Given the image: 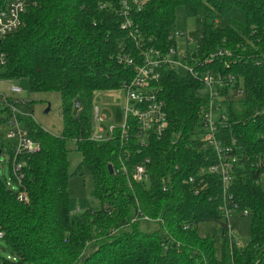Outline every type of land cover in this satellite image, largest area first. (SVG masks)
<instances>
[{
  "label": "trees",
  "instance_id": "obj_1",
  "mask_svg": "<svg viewBox=\"0 0 264 264\" xmlns=\"http://www.w3.org/2000/svg\"><path fill=\"white\" fill-rule=\"evenodd\" d=\"M7 2L0 0V11ZM26 2L20 28L0 39V80L24 79L31 93H57L63 128L55 136L32 118L22 119L39 151L20 158L27 202H18L0 178V242L9 253L0 250V264H264V169L254 168L264 155V0H148L141 11L130 12L132 26L125 29L119 0ZM178 8L197 19L193 67L234 75L233 89L243 93L227 103L229 124L217 133L239 159L231 194L249 213L250 238L243 248L229 249L222 238L217 249L213 237L197 230L200 223L220 221L219 183L206 173L217 157L197 139L207 105L197 93L198 79L162 75L160 98L169 123L162 139L140 147L134 129L124 141L118 130L105 142L90 139L95 95L120 90L132 79L131 68L117 62L122 49L137 54L131 33L168 48ZM234 9L244 21L222 26ZM219 49L231 56L202 64ZM11 118L8 109L0 110V130ZM69 142L80 157L74 172ZM0 147L9 158L10 148L2 142ZM146 158L148 185L127 179L122 167L131 171ZM8 168L10 175L9 162ZM82 169L91 177L97 206L71 213L69 181ZM190 176L193 187L207 184L198 195L186 183ZM169 178L164 191L162 180ZM138 214L160 220V229L141 231L140 222H131Z\"/></svg>",
  "mask_w": 264,
  "mask_h": 264
},
{
  "label": "built area",
  "instance_id": "obj_2",
  "mask_svg": "<svg viewBox=\"0 0 264 264\" xmlns=\"http://www.w3.org/2000/svg\"><path fill=\"white\" fill-rule=\"evenodd\" d=\"M121 6V16L125 21L122 29L132 26L130 12H139L148 3V0H119ZM27 7L26 0H8L4 9L0 11V39L4 36L18 30L21 26V16ZM181 36L175 32L168 38L172 43L166 49L155 48L151 45V39L136 38V33H131L130 38L134 43L137 51L136 56L127 49H122L117 56V62L124 67L131 68L133 72L132 79L123 83L120 90L124 91V121L120 126L110 125L105 130L102 124L106 121V116L96 107L93 108L92 121L93 131L90 139L94 142H105L113 138L115 131L118 130L121 141L128 139L131 129L135 131V139L140 147H146L149 139H162L168 129L169 123L164 104L160 98L161 85L160 80L165 72L184 71L187 76L198 79L200 89L198 95L207 101L206 108L201 117L200 134L197 136L199 142L205 147L211 148L216 154V163L211 165L206 173L216 176L220 187V202L217 204V213L220 222L223 223V239L227 241L229 249L233 247L243 248L235 237L232 221L236 219L248 218L249 213L241 210L234 203L231 189L234 180V168L237 165L238 158L235 155V149L224 144L217 139L219 127H225L229 124L226 113V105L232 99L242 97L243 93L239 88L233 89L235 77L232 74H220L210 71L199 72L193 67V51L196 46V38L188 37V45L193 44L192 51L180 52L176 46L175 37ZM231 56L225 49H219L214 54L206 58L202 64H210L214 58H225ZM190 61V63H189ZM5 63V56L0 55V65ZM14 94L20 93L21 90L15 86L11 87ZM18 101H12L4 95H0V110L8 109L11 112V120L2 126L0 130V145L9 147L12 154L8 158L10 164V180H6V187L16 194V199L20 203L28 200L27 191L24 185V162L20 158L25 155H31L39 151V144L34 142L23 127V118H31L30 115H22L17 111ZM22 103V102H20ZM25 103V102H24ZM214 114L218 117L213 118ZM173 144V141H172ZM1 155L3 154L2 149ZM1 157V156H0ZM22 157V158H23ZM149 159H144L140 164L135 166L131 171L122 167L126 173L127 179L134 183L146 184L150 180V174L147 169ZM264 169V155L256 157L254 168ZM264 178V171L261 172ZM163 190H168V184H171L170 178L163 179ZM191 186L194 195H198L207 184L202 181L193 187V177H188L186 182ZM77 212V211H76ZM156 222L158 219H151L142 214H138L131 220L135 222ZM0 233V238H2ZM10 260V258H9ZM14 261V259H13Z\"/></svg>",
  "mask_w": 264,
  "mask_h": 264
},
{
  "label": "rangeland",
  "instance_id": "obj_3",
  "mask_svg": "<svg viewBox=\"0 0 264 264\" xmlns=\"http://www.w3.org/2000/svg\"><path fill=\"white\" fill-rule=\"evenodd\" d=\"M234 19L239 22L244 21V15L237 9L230 12L229 16L221 21L222 26H227L230 20ZM195 18H187L182 8H178L175 12V29L176 32L181 34L177 36L176 46L180 52L192 51L194 45H188L186 38L192 37L194 29L198 26ZM181 76L187 74L181 69L178 70ZM15 86L21 90L20 93L14 94L11 87ZM0 95H4L12 101H18L17 111L22 115H30L32 120L39 125L43 130L52 135L59 136L62 133V119L60 113V98L57 93H31L27 80L17 81H1L0 80ZM20 102H26L22 105ZM98 107L106 116V121L102 127L106 130L108 126H120L124 121V91L117 90L111 91L107 94H96L94 99L93 108ZM218 117L214 114L213 118ZM71 171L74 172L75 168L80 162V157L74 152V142L68 143ZM0 178L3 180H10L8 157L1 155L0 157ZM70 197V210L71 213L79 211L82 212L90 207L97 206V203L91 198V177L84 169L75 177L71 178L68 186ZM235 237L241 246H245L250 238V220L248 218L236 219L232 221ZM139 229L146 233L155 232L160 229L159 223L156 222H143L140 221ZM198 233L201 236H211L215 239L217 248L221 247V239L223 238V223L216 222H203L197 227ZM5 244L0 242V250L2 255H9L5 249Z\"/></svg>",
  "mask_w": 264,
  "mask_h": 264
},
{
  "label": "water",
  "instance_id": "obj_4",
  "mask_svg": "<svg viewBox=\"0 0 264 264\" xmlns=\"http://www.w3.org/2000/svg\"><path fill=\"white\" fill-rule=\"evenodd\" d=\"M0 156H1V150H0ZM109 173L112 174V167L108 166Z\"/></svg>",
  "mask_w": 264,
  "mask_h": 264
},
{
  "label": "crops",
  "instance_id": "obj_5",
  "mask_svg": "<svg viewBox=\"0 0 264 264\" xmlns=\"http://www.w3.org/2000/svg\"><path fill=\"white\" fill-rule=\"evenodd\" d=\"M109 93V92H108ZM105 94H107V93H105ZM218 249V248H217Z\"/></svg>",
  "mask_w": 264,
  "mask_h": 264
}]
</instances>
